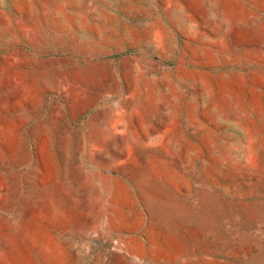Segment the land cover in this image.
Returning <instances> with one entry per match:
<instances>
[{
  "label": "rangeland",
  "instance_id": "rangeland-1",
  "mask_svg": "<svg viewBox=\"0 0 264 264\" xmlns=\"http://www.w3.org/2000/svg\"><path fill=\"white\" fill-rule=\"evenodd\" d=\"M0 264H264V0H0Z\"/></svg>",
  "mask_w": 264,
  "mask_h": 264
}]
</instances>
